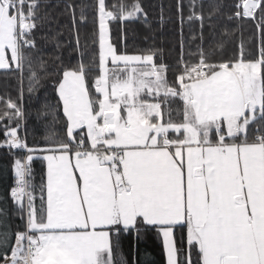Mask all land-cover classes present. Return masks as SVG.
Instances as JSON below:
<instances>
[{
    "label": "snow or ice",
    "instance_id": "6c2138e0",
    "mask_svg": "<svg viewBox=\"0 0 264 264\" xmlns=\"http://www.w3.org/2000/svg\"><path fill=\"white\" fill-rule=\"evenodd\" d=\"M174 7L169 65L155 48L128 51L127 24L152 29L141 0H0V73L16 84L15 96L0 95L13 177L0 264H155L139 250L149 232L165 264H264V0H237L227 14L220 0ZM89 12L90 52L80 41ZM62 16L75 41L67 63ZM244 24L255 29L247 39ZM206 32L225 39L209 43ZM41 40L54 41V56ZM49 80L55 105L41 91ZM32 122L43 131L30 142Z\"/></svg>",
    "mask_w": 264,
    "mask_h": 264
},
{
    "label": "trees",
    "instance_id": "16d2710c",
    "mask_svg": "<svg viewBox=\"0 0 264 264\" xmlns=\"http://www.w3.org/2000/svg\"><path fill=\"white\" fill-rule=\"evenodd\" d=\"M64 0H51V3L62 5ZM86 3H91L92 0H85ZM116 0H108L109 4L115 3ZM175 2L176 0H141V3L145 10L148 12V17L150 23L152 25L151 31H149L142 23H132L127 24L123 31L127 33V45L128 51H133L137 48H155L158 50V55L163 61L169 65L175 64L177 57L179 55V47L176 39V32L178 30V25L174 22H169V14L175 12ZM221 3L226 4L225 13H231L233 11L232 6L237 2V0H220ZM161 9H163L164 23L163 26L160 24L161 17ZM63 9L55 8L53 11L55 13L61 12ZM89 21L87 27L80 28V41L82 44L87 43V51L90 52L93 48L92 40H93V31L95 29V25L91 21V13L89 12ZM226 18V17H225ZM62 22L67 27L61 29L63 32V36L60 38L61 42L65 44V52H64V60L65 63L68 62L69 55L68 51L74 46L75 41L73 39V34L70 30L71 25L68 23V18L66 16L60 17ZM244 37L247 39L249 36L253 35L255 29L251 24H244L243 26ZM122 29L119 25H112V36L116 43L122 44ZM236 39L228 40L224 49V53L226 55H231L233 49L236 46V43L239 39V31H235ZM40 40V37H37ZM205 39L209 43L220 42L224 40V36L222 32L217 34H211L209 32L205 33ZM71 41V44H69ZM42 50L45 54V59H48L55 55V47L54 41L44 42L41 40ZM73 59L72 63H77V53L72 51L71 53ZM45 88L41 91L44 92V95L49 100L50 104L55 105V92L52 87V81L49 80L45 82ZM5 93H10L13 96L16 94V84L13 78L5 77L3 73H0V95H4ZM33 115L35 113L33 112ZM56 127H63L62 114L61 117L58 118ZM43 131L42 127H40L37 123L32 122L29 124V141L32 142L33 138L37 141L40 139V133ZM2 139V136H0ZM11 161L7 155V153L0 149V202H2L5 197L8 195V189L13 184V177L10 170ZM35 168L37 172L40 171L41 165L39 162L35 164ZM15 223H19L18 221H14ZM179 235V234H178ZM132 241L130 238H124V252L125 254L130 255L132 252L131 248ZM139 250L141 254V259H144L143 253L145 250L152 254V258L155 261V264H165L164 254L162 249V241L157 237V235L153 232L147 233L143 236L139 242Z\"/></svg>",
    "mask_w": 264,
    "mask_h": 264
}]
</instances>
